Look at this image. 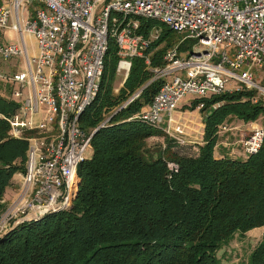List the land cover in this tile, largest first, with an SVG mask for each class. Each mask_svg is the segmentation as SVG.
<instances>
[{
    "label": "trees",
    "instance_id": "obj_1",
    "mask_svg": "<svg viewBox=\"0 0 264 264\" xmlns=\"http://www.w3.org/2000/svg\"><path fill=\"white\" fill-rule=\"evenodd\" d=\"M160 26L162 33L145 58L132 60L118 96L111 84L120 58L111 44L100 93L81 118L87 130L99 129L89 158L79 167L75 200L67 210L4 233L0 264H228L222 259L225 252L222 258L220 253L264 228V142L255 155L216 153L220 126L264 118L258 90L241 85L239 91L196 99L191 110L204 104L203 144H182L164 128L132 119L153 103L165 82L161 78L147 85L167 63V48L157 52V47L178 40V34L150 20L141 21L138 33L149 38ZM196 44L186 39L174 50L193 53ZM2 90L0 200L25 171L28 149L25 139L10 134L8 120L20 104L12 98L13 89ZM4 208L0 205V213ZM247 264H264V238Z\"/></svg>",
    "mask_w": 264,
    "mask_h": 264
},
{
    "label": "built area",
    "instance_id": "obj_2",
    "mask_svg": "<svg viewBox=\"0 0 264 264\" xmlns=\"http://www.w3.org/2000/svg\"><path fill=\"white\" fill-rule=\"evenodd\" d=\"M142 20L161 23L195 40L198 48L187 57L169 52L152 80L162 78L164 84L153 103L132 119L171 134L186 97L191 103L239 91L241 86L227 89L233 81L264 97V87L250 71L236 73L245 64L264 68V0H0V30L10 28L19 39L0 42V59L25 60V70L13 76L0 70V83L14 85L12 98L20 104L8 120L10 134L28 143L19 192L0 213V237L24 216L71 207L79 167L89 158L96 133L84 129L81 118L100 93L111 44L118 47L117 73L127 79L132 60L145 58L161 35L157 28L149 38L139 34ZM26 37L33 38L35 55ZM220 47L234 48L235 60L225 51L218 55ZM203 108V103L197 107ZM251 125V135L242 142L246 156L257 154L264 142V120Z\"/></svg>",
    "mask_w": 264,
    "mask_h": 264
},
{
    "label": "rangeland",
    "instance_id": "obj_3",
    "mask_svg": "<svg viewBox=\"0 0 264 264\" xmlns=\"http://www.w3.org/2000/svg\"><path fill=\"white\" fill-rule=\"evenodd\" d=\"M157 23V22H156ZM161 24V23H160ZM165 26V25H164ZM161 28V29H159ZM158 29L159 32L162 33V27L160 26ZM156 29V28H155ZM160 33V34H161ZM184 40H186L184 35H179L178 34V40H173L170 44L171 46H169L168 41L163 42L159 47H157L156 51L159 52L165 48H167L166 54L164 55L165 57L169 54V52L173 51L174 48L181 42H183ZM19 41L18 37L16 36L15 32H13L10 28H6V29H2L0 30V42L4 43V44H17ZM197 44L194 46V49H197ZM223 51H225L227 53V55L229 56V58L231 60H235V56H236V51L235 49H230V50H224V47H220V50H218V55H221L223 53ZM29 52H32V47H29ZM181 56H186L187 53H180ZM189 55V54H188ZM0 70H2L3 73H5L6 75H14L17 73H20L22 71L25 70V60L20 58V57H13L8 61H4L2 59H0ZM156 71H160V70H155L154 72L156 73ZM244 71H250L253 75H254V81L259 84L264 86V68L258 67V66H250L249 64H245L241 69L237 70L236 73L237 74H241ZM181 76H184L183 73L180 74ZM173 77H169V80H172ZM125 80V76L124 75H120L117 73V76H115L112 84H111V89H112V94L115 96H118L121 89L124 87L123 83ZM125 84V83H124ZM241 86V84L237 81H233L231 82V84H229L227 86V89H237ZM4 88H11L14 89V85L10 84V83H4L1 82L0 83V91L4 90ZM136 95H134L127 103H131L133 101V98ZM262 97V96H261ZM189 99V97H186L185 99H183L181 101V103L179 104V109H178V115L182 116V119L177 123L178 127H171V134L173 136V138H176L178 141H180L181 143H191V144H199L200 142L203 143L202 141V133H203V118L204 115L202 114V111L199 109H195L192 111H188L187 109H190L185 103L186 100ZM264 100V98H262ZM131 101V102H130ZM185 104V106H184ZM125 105V104H124ZM109 115V114H108ZM110 119V118H109ZM109 119L107 120V122L109 121ZM263 120L264 118L259 119V121H257L256 123L259 124H263ZM252 123H248V124H244L241 121H238L237 119H234L232 121L231 124H229L230 128H234V127H238L239 130H233L231 132L228 133H222L221 134V126L219 128V141L220 140H224L227 141L230 145L227 146V148L222 147V150H232L233 155L232 156H236V157H245L246 155H243V144H242V140L243 139H247L251 133H252ZM81 125L82 127L87 130L86 125L84 124V122L81 121ZM89 131V130H87ZM93 131V130H91ZM224 132V131H223ZM220 135L222 137H220ZM13 138H15L14 136H12ZM182 143V144H184ZM218 148L216 150V153L218 154L221 150V148ZM24 173V172H23ZM23 173H19L17 174L14 178L13 181L11 183V186L7 188L5 195L3 197L2 200H5V202L3 203V205L9 206L10 203H12V201H14L17 193L19 192V189L21 187L22 184V175ZM79 189V185L77 187V191ZM77 194V193H76ZM12 205V204H11ZM4 210V209H3ZM26 216L20 218V220H23ZM14 225L12 224L11 226H9V230L10 227L12 228ZM8 230V231H9ZM7 231V232H8ZM264 228H258L255 229L251 232H249L248 236L244 239L241 240H236L235 242H233L228 248L224 249L223 252L220 253L219 257L222 258L223 253L225 252L224 256H223V262L228 263V264H247L248 261V257L250 255V253L252 252L253 248L255 247V245L261 241L264 236Z\"/></svg>",
    "mask_w": 264,
    "mask_h": 264
},
{
    "label": "crops",
    "instance_id": "obj_4",
    "mask_svg": "<svg viewBox=\"0 0 264 264\" xmlns=\"http://www.w3.org/2000/svg\"><path fill=\"white\" fill-rule=\"evenodd\" d=\"M26 41L28 42V44H29V47L31 46L32 47V52L30 53V54H33V55H35L36 53H37V50H36V46H35V43H34V40H33V38H31V37H26ZM188 54H190V53H187V55L186 56H181V57H187L188 56ZM125 81H126V79L124 80V83H125ZM153 81H150L147 85H149L150 83H152ZM124 83H123V86H124ZM193 103L194 102H191V103H187V100H186V105L189 107V108H191L192 107V105H193ZM185 104H184V106H185ZM178 109H179V107H178ZM188 111H192V110H190V109H187ZM178 110H177V112L175 113V123L173 124V126L174 127H178V122L182 119V116L181 115H178ZM204 119V118H203ZM203 122H204V120H203ZM203 133H202V140L204 141V131H205V123H204V125H203ZM235 131V130H239V128L238 127H234V128H231V130L230 131H227V132H222L221 131V134L222 133H228V132H231V131ZM220 137H222L221 135H220ZM244 140V139H243ZM243 140L241 141V142H243ZM202 141V142H203ZM199 144H203V143H199ZM230 144L227 142V141H224L223 139L222 140H220L219 142H218V146H217V149L220 147V146H223V147H225V148H227V146H229ZM243 147V146H242ZM221 148V150H220V152H219V154H222V153H224V152H226V153H228V154H230L231 156L233 155V152H232V150H222V147H220ZM244 155V154H243Z\"/></svg>",
    "mask_w": 264,
    "mask_h": 264
},
{
    "label": "water",
    "instance_id": "obj_5",
    "mask_svg": "<svg viewBox=\"0 0 264 264\" xmlns=\"http://www.w3.org/2000/svg\"><path fill=\"white\" fill-rule=\"evenodd\" d=\"M98 129L96 131H98ZM50 214H56V213L53 211H47V212H44L43 214H39V215H35V214L29 215V216L25 217L23 220H21L19 224L14 225L12 228H10V230L7 233L14 230L18 225H20L22 223L38 221V220L45 218L46 216H48Z\"/></svg>",
    "mask_w": 264,
    "mask_h": 264
}]
</instances>
